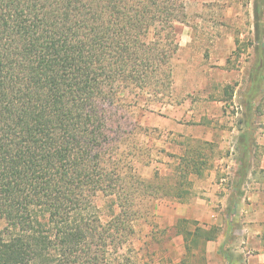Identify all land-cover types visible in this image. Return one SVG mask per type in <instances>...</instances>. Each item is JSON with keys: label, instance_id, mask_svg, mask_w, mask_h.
Instances as JSON below:
<instances>
[{"label": "trees", "instance_id": "1", "mask_svg": "<svg viewBox=\"0 0 264 264\" xmlns=\"http://www.w3.org/2000/svg\"><path fill=\"white\" fill-rule=\"evenodd\" d=\"M185 7V0H0V264H123L116 255L138 219L153 216L160 199L191 197L190 173L209 165L213 145L188 143L173 175L147 179L122 158L107 109L170 94L173 32ZM263 10L255 0L259 49ZM261 66L264 59L254 69ZM239 141L230 217L255 143L245 131ZM99 193L119 207L106 223L95 211ZM174 229L185 246L177 264H207L206 245L221 227L181 219ZM218 254L244 264L231 249Z\"/></svg>", "mask_w": 264, "mask_h": 264}, {"label": "rangeland", "instance_id": "2", "mask_svg": "<svg viewBox=\"0 0 264 264\" xmlns=\"http://www.w3.org/2000/svg\"><path fill=\"white\" fill-rule=\"evenodd\" d=\"M185 1L186 20L177 22L173 32L179 50L172 60L170 94L161 101H148L147 96L143 97L139 101L140 108L108 105L114 125L112 131L115 137L123 139L122 158L126 162L131 160L143 177L151 179L161 173L160 168L165 172L161 163L169 154L167 149L176 146L175 141L169 140L168 132L189 126L187 122L193 119L189 112L192 107L195 118L203 122L219 109L224 88L233 87L236 94L230 109L240 113L244 131L252 133L255 142L252 163L257 167V177L262 180L238 191L248 197L241 196L233 218L223 222L221 233L211 246L223 264L225 261L218 254L221 246L231 249L235 255L242 254L244 264H264V169L259 168L264 166V66L254 69L256 62L264 59V48L256 46L255 0ZM190 72L199 89L194 101L188 97L191 92L184 84ZM250 97L255 99L253 112L244 118V104ZM150 109H154L153 112ZM216 122L220 124L219 119ZM94 205L104 223L119 211L114 197L103 193L97 194ZM157 205L155 203L153 216L134 223L135 234L116 255L120 263L177 264L183 258V236L177 235L168 219L157 213ZM220 208L223 214L228 212L227 207H216ZM3 226L4 222H0V228ZM205 255L208 260V245Z\"/></svg>", "mask_w": 264, "mask_h": 264}, {"label": "crops", "instance_id": "3", "mask_svg": "<svg viewBox=\"0 0 264 264\" xmlns=\"http://www.w3.org/2000/svg\"><path fill=\"white\" fill-rule=\"evenodd\" d=\"M184 84L188 92H191L188 97L191 101H194L196 99L194 94L199 93L197 91L199 89H196L194 85L193 72L186 75ZM175 85L177 86V82ZM226 88H228V91ZM226 88H224V95L219 98V109L215 110L214 113H210L207 119H203V122H201L200 118H195L196 114H194V107H192L189 112L193 119H189L187 122L189 126L183 129L177 127V129L168 132L169 140L175 141L176 146L174 149H167L169 154L161 163L165 172L158 168L163 176L173 175L176 172L180 165L179 157L184 154L188 143L200 140L208 142L214 147L209 165L201 170V174L190 173L189 178L192 182L190 191L194 193L191 197L184 201L171 198H163L157 201V213L168 219L172 226H176L181 219H189L198 221V224L204 227L213 225L222 227L225 220L230 221L234 216V214H231L230 217L228 212L223 214L221 208L216 209L217 206L226 209L230 204L231 193H235L233 183L238 179L237 170L240 167L239 139L245 128L240 121V113L230 109L236 90L230 86ZM218 119L220 121L219 125L216 122ZM259 168L264 169V166L260 165ZM257 171V167L252 163L241 186L243 190L250 183L252 185L262 180L257 177ZM244 195L247 194L244 193ZM236 209L238 208H234V211ZM212 242L207 243V261L209 264L217 262L223 264L222 260L212 250Z\"/></svg>", "mask_w": 264, "mask_h": 264}]
</instances>
